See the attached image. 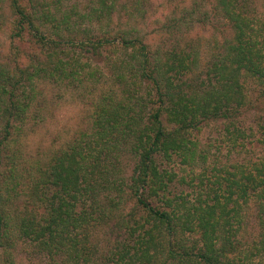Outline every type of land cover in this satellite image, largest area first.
<instances>
[{"label": "trees", "instance_id": "1", "mask_svg": "<svg viewBox=\"0 0 264 264\" xmlns=\"http://www.w3.org/2000/svg\"><path fill=\"white\" fill-rule=\"evenodd\" d=\"M116 1L97 0L87 14H79L71 8L57 21L46 8L38 9V2L31 10L19 0H10L17 19L15 37L20 40L29 33L46 54L36 58L35 67L20 69L17 75L0 66V253L11 251L13 237L18 234L39 251H48L53 264H164V261L171 264H259L250 258L262 253L263 239L255 248V255L251 250L243 253L241 259L230 257L236 247L229 233H221L225 224L219 219L223 220V214L226 217L227 214L217 215L223 207L218 195L215 206L206 203L192 208L191 213L190 208L183 207L187 220L181 223L178 221L181 216L170 203L162 208L154 205V199H163L172 181L167 171L160 170L156 157L168 161L177 155L184 164L191 165L195 159V144L187 138L188 131L202 121L232 120L235 109L247 103L241 78L254 85H264V41L252 40L251 21L242 13L241 0H215L216 10L230 23L231 36L221 45V52L211 55L204 70L200 69L197 52L192 56L172 49L161 55L140 42L122 41L120 37L124 51L130 50L127 70L144 84L147 92L137 96V83L131 81L129 91H122L125 97L112 90L98 94L88 132H83L66 148L52 152L48 159L28 165L16 149L10 148L8 152L15 138L24 132L34 100L35 82L44 74L58 84L72 82L79 76L76 66H83L79 61L82 50L77 57L66 54L67 48L62 46L67 43L60 36L61 30L68 29L70 22L75 23L74 17L77 21L88 16L101 19L112 11ZM36 21L62 22L64 28L55 25L56 40L41 32ZM108 36L96 42L113 45ZM89 44L93 45L90 41ZM260 130L264 137V124L260 125ZM123 152L132 154L135 164L127 188L124 189L122 181L117 189L119 158ZM233 177L234 173L228 174L224 199L232 202V188L239 194L236 200L244 204L256 196L260 200L256 219L264 235V159L253 171H241L236 180ZM105 192L114 194V198L106 195L105 208L99 207L97 201L104 198ZM23 196V205L17 206L15 201ZM124 196L132 202L134 210L143 215L142 222H135L136 229L130 233L133 244L109 251L103 261L96 263L84 244L87 227L100 224L107 214H116L118 201ZM89 197L98 207L80 210ZM94 209L97 212H93ZM195 220L199 238L191 244L179 233L192 231L191 224ZM217 239L222 241L220 246ZM59 253L66 255V261H54ZM1 262L16 264L10 253Z\"/></svg>", "mask_w": 264, "mask_h": 264}, {"label": "rangeland", "instance_id": "2", "mask_svg": "<svg viewBox=\"0 0 264 264\" xmlns=\"http://www.w3.org/2000/svg\"><path fill=\"white\" fill-rule=\"evenodd\" d=\"M19 1L31 10L35 2L40 3L38 9L46 8L55 15L57 21L68 14L71 8L79 14H87L97 3V0ZM240 4L242 13L251 21L249 24L252 31L249 34L252 40L262 43L264 0H241ZM108 15L99 20L88 16L77 21L74 17L76 22H70L68 29L61 30L60 36L67 43L62 48H67L68 51L64 50L66 54L74 57H77L81 49L79 61L83 66H76V63L72 65L73 69L75 66L79 69V76L72 82L54 83L50 80L53 78L46 74L35 82L34 100L24 132L15 138L16 142L9 146L8 151L10 153V148L16 149L28 165L48 159L52 152L66 148L83 132H88L98 94H108L112 90L125 97L122 91H129L127 87L131 81L137 83V96L147 92L144 84L127 70L130 50L124 51L123 39L140 42L150 51H159L161 55L172 49L191 53L192 56L197 52L200 69L204 70L211 55L221 52V45L231 36L230 23L216 10L215 0H117ZM36 24L48 38L56 40L55 25L64 28L62 22L36 21ZM16 25L17 19L12 12L10 0H0V66L10 74L17 75L20 69L35 67L36 58L46 53L29 33H25L20 40L17 39L14 35ZM106 34L111 35L108 37L113 45L96 42L103 40ZM240 83L247 93V103L243 108L235 109L237 112L232 120H206L188 131L187 138L195 144V159L191 165L184 164L177 155L171 156L168 161L156 157L158 167L167 171L172 181L163 199H154L157 208L170 203V207L181 216V220H178L181 223L187 220L186 214L182 212L185 210L183 207L190 208L191 213L192 208L206 203L215 206V196L218 195L223 207L217 215L227 214V217L223 214V220L219 219L220 223L225 224L221 233L232 236L236 249L230 257L235 260L258 248L261 239L264 242V235H261L263 229L256 219L257 203L260 200L252 196L246 204L242 200L237 201L239 194L234 188L232 202L227 203L224 199L229 183L226 181L228 174L234 173L233 178L236 180L237 174L241 171H253L254 166L264 159V137L260 130V125L264 124V85H254L242 78ZM143 116L147 117L146 114ZM119 159L116 178L119 181L116 188L123 181L126 189L134 170L135 158L132 154L123 152ZM106 195L114 198V194L103 193L104 198L97 201L99 207L105 208ZM24 199V196L19 197V201H15L17 206H22ZM93 201L92 197L87 198L84 207H79L80 210L98 207L97 202ZM93 212L97 210L94 209ZM142 217V213L135 211L132 202L124 196L123 200L118 201L116 214H107L100 224L88 226L84 244L90 256L97 260L96 263L103 261L111 250L131 247L134 238L130 233L136 229L135 222H142ZM195 223L196 220L191 224L192 231L187 230L183 235L179 233L183 240L191 244L199 238ZM216 242L219 246L222 243L220 239ZM9 253L16 264H53L48 251H39L33 243L18 234L13 237L11 251H1L0 263ZM253 253L255 255V251ZM250 259L254 263L264 264V250ZM63 260L66 261V255L62 253L57 254L54 259L58 263ZM164 264L171 263L164 261Z\"/></svg>", "mask_w": 264, "mask_h": 264}]
</instances>
